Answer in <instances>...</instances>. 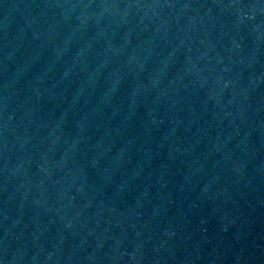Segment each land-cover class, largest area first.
I'll list each match as a JSON object with an SVG mask.
<instances>
[{
    "label": "water",
    "instance_id": "1",
    "mask_svg": "<svg viewBox=\"0 0 264 264\" xmlns=\"http://www.w3.org/2000/svg\"><path fill=\"white\" fill-rule=\"evenodd\" d=\"M0 264H264V0H0Z\"/></svg>",
    "mask_w": 264,
    "mask_h": 264
}]
</instances>
